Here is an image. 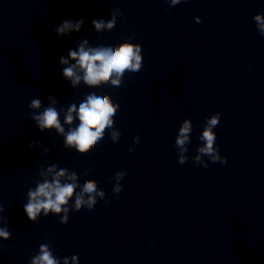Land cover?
Segmentation results:
<instances>
[{"label":"clouds","instance_id":"obj_1","mask_svg":"<svg viewBox=\"0 0 264 264\" xmlns=\"http://www.w3.org/2000/svg\"><path fill=\"white\" fill-rule=\"evenodd\" d=\"M168 2L170 5L175 6L181 3V0H168ZM117 15L120 16L122 13L118 9H114L112 10V19L107 21V23L104 20L94 19L92 24L97 32L105 27L113 29L116 25ZM195 20L197 23L201 22L200 17H196ZM254 21L260 34L264 36V14H256ZM83 23V19L78 21L64 20L55 28V32L59 36H63L65 33L79 32ZM87 44L88 41L85 39L79 45L78 51L70 50L68 52V57L75 60L76 63L65 67L63 69V76L70 79L73 86L79 84L81 79L88 86H98L101 82L109 81L115 74L116 79H111V84L112 86L119 87L122 83L120 77L126 71L138 72L142 68L143 57L141 55V45L139 44L125 41L115 48L112 46L86 47ZM60 63L68 64V59L61 57ZM77 68L83 73L82 76L77 73ZM48 99L52 101V104L56 103L53 97L49 96ZM41 105L40 99H33L29 104V108L40 109ZM118 109L119 104H113L108 95L100 96L95 93L87 95L86 99L79 104L78 110L74 103L71 104L64 118V123L71 125L74 119L73 112H76L79 124L74 129H69L65 134L66 146L74 145L78 153L81 155L87 154L96 146V142L103 138L105 130L113 128L114 121L112 118ZM59 115L60 113L55 107L48 106L38 114L33 112L31 118L41 132L45 129L55 128L58 133L64 134V128L60 123ZM206 121L203 133L200 136V140L204 141L205 144L198 148V155L194 158L196 163L203 165L205 168L208 167V164L202 160L203 156H207L213 163L220 162L224 164L227 162L226 158L221 157L218 149L214 147L216 134L213 129L219 124L220 114L216 113L210 118H206ZM190 130L191 124L186 119L183 126L179 129V135L175 141L176 146L180 148L178 162L181 165L186 163L188 159L183 153L187 151L184 145L188 142ZM120 135L119 131L114 130L111 133V139L116 142ZM138 142L139 136L134 137V143ZM38 143V141L30 143L28 147L31 149L34 144ZM133 150L132 147L129 148L130 152ZM56 167L53 164L48 168L49 173L55 172L51 181L46 179L44 182L38 183L35 190L30 189L27 193L28 201L24 205V211L30 221H37V217L42 211L45 217L48 216L49 212L54 214L63 212L64 215L61 216L60 223H68L70 208L62 206L69 204L74 191L81 186L76 183L77 174L75 172L67 174L66 177L67 180L72 182L62 184L61 178L66 176L68 169L61 168L59 171H55ZM125 175V171L115 173V176L112 178L116 181L113 186L114 193L118 194L122 191L120 180ZM85 194H88L87 199H85ZM97 197L103 199L105 193L103 190H98L95 180L89 179L85 181L81 187V191L75 194L74 207L71 210L79 212L85 206L88 210H92L97 203ZM10 236L11 233L6 227L0 228V237L3 240H8ZM69 259H71L73 264H78V255L73 254L70 258H63V264H69ZM31 264H61V260L53 255L48 244H41L39 254L33 257Z\"/></svg>","mask_w":264,"mask_h":264}]
</instances>
